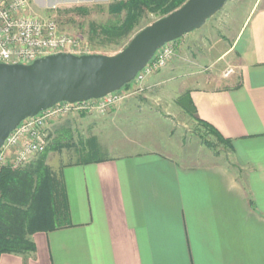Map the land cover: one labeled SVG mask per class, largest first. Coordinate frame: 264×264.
<instances>
[{
	"label": "crops",
	"instance_id": "crops-1",
	"mask_svg": "<svg viewBox=\"0 0 264 264\" xmlns=\"http://www.w3.org/2000/svg\"><path fill=\"white\" fill-rule=\"evenodd\" d=\"M176 57L142 87L182 79L197 117L229 139V163L185 166L154 150L59 163L60 227L0 264H264V0L215 58L221 68L177 73L190 59Z\"/></svg>",
	"mask_w": 264,
	"mask_h": 264
},
{
	"label": "rangeland",
	"instance_id": "rangeland-1",
	"mask_svg": "<svg viewBox=\"0 0 264 264\" xmlns=\"http://www.w3.org/2000/svg\"><path fill=\"white\" fill-rule=\"evenodd\" d=\"M113 1L116 0L80 4L76 0H31V5L34 13L54 17L62 31L79 36L88 45L89 53L100 50L101 53L114 54L124 47L109 45L91 49L87 39L89 22H104L111 18L108 5ZM257 1L227 0L203 26L168 42L175 46L170 62L179 63L176 53L182 54L185 49L190 59V63L175 65L176 72L199 69L207 73L221 68L224 62L214 61L215 58L236 36ZM79 5L91 7V13L83 15L72 10ZM157 18L147 13L142 24ZM189 81L191 79L184 80L186 83ZM181 84L183 80L176 79L155 89L145 87L104 114L73 112L57 118L58 121L48 128L49 144L56 141L55 145L61 146L48 152L47 162L55 167L59 163L76 160L154 150L175 158L185 166L229 163V148L198 122L186 101L180 102L184 94ZM128 85L134 88L139 84L133 80ZM120 90H126V86Z\"/></svg>",
	"mask_w": 264,
	"mask_h": 264
},
{
	"label": "water",
	"instance_id": "water-1",
	"mask_svg": "<svg viewBox=\"0 0 264 264\" xmlns=\"http://www.w3.org/2000/svg\"><path fill=\"white\" fill-rule=\"evenodd\" d=\"M226 1L186 0L114 54L58 52L31 63L0 62V147L24 119L59 102H83L120 90L160 47L203 26Z\"/></svg>",
	"mask_w": 264,
	"mask_h": 264
},
{
	"label": "trees",
	"instance_id": "trees-1",
	"mask_svg": "<svg viewBox=\"0 0 264 264\" xmlns=\"http://www.w3.org/2000/svg\"><path fill=\"white\" fill-rule=\"evenodd\" d=\"M185 1H113L108 5L111 18L104 22L95 20L89 22V35L87 36L89 46L91 49L109 45L125 47L136 32L153 22L142 24L147 13H152L159 18L177 9ZM72 10L86 15L90 14L92 9L86 5H79ZM94 52L101 53L100 50ZM128 84L125 85L126 89L130 87ZM179 100L188 103L192 114L209 133L215 135L226 146H230L229 139H226L213 125L197 117L190 90H187ZM76 113L85 114L87 112ZM56 120L50 122L53 123ZM49 139L50 132H48L45 150L27 163L17 167L11 165L0 167V258L3 253L26 256L34 252L36 244L32 238L33 234L38 231L53 230L61 225L60 214L64 208V200H66L65 189L62 181L47 162L48 152L58 150V146L61 145H55L56 141L50 145Z\"/></svg>",
	"mask_w": 264,
	"mask_h": 264
},
{
	"label": "built area",
	"instance_id": "built-area-1",
	"mask_svg": "<svg viewBox=\"0 0 264 264\" xmlns=\"http://www.w3.org/2000/svg\"><path fill=\"white\" fill-rule=\"evenodd\" d=\"M58 52L89 53L87 44L79 36L61 30L54 17L34 13L30 0H0V62L31 63L35 59ZM175 54L173 43L160 47L137 73L139 84L133 90H118L102 98L83 102H59L35 116L24 119L0 147V167H17L43 152L47 145L50 121L72 112L105 113L116 103L143 89L145 78L164 67ZM234 72L229 67L225 76Z\"/></svg>",
	"mask_w": 264,
	"mask_h": 264
}]
</instances>
